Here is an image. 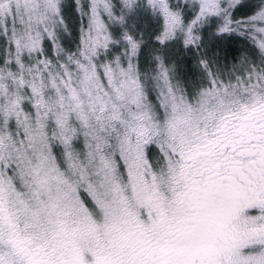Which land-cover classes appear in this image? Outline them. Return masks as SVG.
<instances>
[{"label": "snow or ice", "instance_id": "6c2138e0", "mask_svg": "<svg viewBox=\"0 0 264 264\" xmlns=\"http://www.w3.org/2000/svg\"><path fill=\"white\" fill-rule=\"evenodd\" d=\"M0 264H264V0H0Z\"/></svg>", "mask_w": 264, "mask_h": 264}]
</instances>
